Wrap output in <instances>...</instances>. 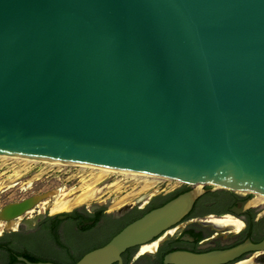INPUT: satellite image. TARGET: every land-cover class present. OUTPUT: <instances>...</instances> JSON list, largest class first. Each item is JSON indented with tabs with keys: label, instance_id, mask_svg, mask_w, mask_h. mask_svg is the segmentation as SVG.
Here are the masks:
<instances>
[{
	"label": "water",
	"instance_id": "95a60500",
	"mask_svg": "<svg viewBox=\"0 0 264 264\" xmlns=\"http://www.w3.org/2000/svg\"><path fill=\"white\" fill-rule=\"evenodd\" d=\"M0 155L190 188L75 264H122L178 225L201 187L264 195V0H0ZM53 192L0 207V223Z\"/></svg>",
	"mask_w": 264,
	"mask_h": 264
},
{
	"label": "flooded vegetation",
	"instance_id": "af4514ba",
	"mask_svg": "<svg viewBox=\"0 0 264 264\" xmlns=\"http://www.w3.org/2000/svg\"><path fill=\"white\" fill-rule=\"evenodd\" d=\"M152 189L158 191L153 194ZM152 189L139 195L135 203L128 204L132 208L122 213H110L100 206L50 213L53 204L47 203L13 220L8 228L0 225V264H23L19 258L72 263L110 237L134 209L144 210L158 198L179 190L164 186ZM199 191L192 210L178 225L148 244L126 250L122 264H164L165 257L176 252L205 254L244 244L252 248L224 264H264V249L253 248L264 240V195L208 186ZM144 247L151 249L142 252Z\"/></svg>",
	"mask_w": 264,
	"mask_h": 264
},
{
	"label": "rangeland",
	"instance_id": "374dc122",
	"mask_svg": "<svg viewBox=\"0 0 264 264\" xmlns=\"http://www.w3.org/2000/svg\"><path fill=\"white\" fill-rule=\"evenodd\" d=\"M3 163L4 162L0 161V207L9 203L21 201L30 196L57 191V193L54 194L53 199L47 201L48 203L55 205L54 203L56 200H61L62 198L64 201L68 200L78 196L87 188L93 186V181H88L90 177L97 176L94 175L95 173H91L92 169L84 168L83 166L75 168H71L74 166H67V168L56 170L57 168H53L58 166L52 165L48 162H44L47 165L39 164L40 162H38L33 164L35 166L29 165V167L22 163L19 164L20 167L14 162ZM100 177L101 176L98 175L96 178ZM87 182L88 184H86ZM139 182L138 185L132 186L133 179H130L126 175L112 173L97 185L96 188L100 190L98 194L99 196L89 204L79 206L78 208L100 206L105 207L110 213L117 211L119 208H115L114 203L120 198L127 197L130 199L123 205L125 206L135 203L134 200H136L139 195L143 194L140 191L144 189V183H142V181ZM115 183L123 185L124 189L119 193L112 192L115 190V188H112ZM168 184H162L161 186H164L165 189L176 190L181 188L177 183H172L171 185ZM157 191L158 189H152L153 194ZM135 193L136 195H134ZM109 199H111V201H109ZM108 201L111 203L108 204ZM44 204L40 207H44ZM73 209H77V207ZM42 210L45 209H41L40 211L43 212ZM29 214H31V212Z\"/></svg>",
	"mask_w": 264,
	"mask_h": 264
},
{
	"label": "bare ground",
	"instance_id": "6f19581e",
	"mask_svg": "<svg viewBox=\"0 0 264 264\" xmlns=\"http://www.w3.org/2000/svg\"><path fill=\"white\" fill-rule=\"evenodd\" d=\"M0 161H2L4 163L5 162H11V163L14 162V163H17L18 165L22 163L24 165H27L28 167H29V165H33V164L38 163V162H40L39 164H45L44 162H48V163H50L52 165L58 166V167H54L53 168V169L57 168L56 170H59V169H62V168H67V166L68 167L69 166L70 167L73 166V165H68L66 163L52 162V161H43V160H40V159L29 158V157H11V156H4V155H0ZM45 165H47V164H45ZM19 167H20V165H19ZM75 167H79V166H74V167H71V168H75ZM83 167L92 169L91 173H95L94 175H97V176L100 175L101 177L100 178H96L97 176L90 177L88 182H91V180H92L93 181L92 183H94V185L89 187V188H87L84 192H82L78 196H75V197L70 198V199L65 200V201H64L63 198L61 200H56L55 203H54L55 205H53V207H52L51 213L52 212L55 213V212H61V211H69V210H72L73 208H76V207L78 208L79 206H83L85 204H89L90 202L94 201L99 196L98 194H99V191H100L98 188H96L97 185L99 183H101L102 180H104L106 177H108L110 174L113 173V172H110V171H107V170H103V169L86 167V166H83ZM50 169H52V168H50ZM128 177L130 179H133L132 186L133 185H138L140 183L139 181H142V183H144V189L140 191L142 193L147 192V191H149L152 188H155V187H157L159 185L164 184V182H160L158 180L145 179V178H141V177H130V176H128ZM88 182L86 184H88ZM167 183H169V182H167ZM112 188H115V190L112 191L114 193H119V192L122 191V189H124L123 185H121L119 183H115L112 186ZM55 193H57V191L53 192L48 198H46V199L42 200L41 202L37 203L36 206L30 212L33 213V211H37L42 204H44V203L47 204L48 200L53 199V196H54ZM134 195H136V193ZM128 200H130V199L127 198V197L120 198L119 200H117L114 203L115 208H119L120 209L121 207H123L124 204H126V202ZM30 212H28V213H30ZM11 223H9V224L0 223V225H4L5 228H8V226ZM224 224H226V222H224ZM150 249H151L150 247H144V248H142L141 251L144 252V251L150 250Z\"/></svg>",
	"mask_w": 264,
	"mask_h": 264
},
{
	"label": "trees",
	"instance_id": "16d2710c",
	"mask_svg": "<svg viewBox=\"0 0 264 264\" xmlns=\"http://www.w3.org/2000/svg\"><path fill=\"white\" fill-rule=\"evenodd\" d=\"M190 188L189 187H181V189H179L178 191H176L175 193L171 194L170 196L166 197V198H158L153 204H151L148 208L144 209V210H137V209H134L132 212H130L126 218H125V221H124V224L123 225H118L117 227H115L114 231H112V234L110 235V237H108L106 240H104L101 244L97 245V246H94L92 248L89 249L88 252L94 250V249H97L99 247H102L104 246L113 236H115L118 232H120L125 226H127L128 224H130L131 222L139 219L140 217H142L143 215H145L147 212L155 209V208H158L162 205H164L165 203H167L168 201L174 199L175 197H177L178 195L182 194V193H185L187 191H189ZM87 252V253H88ZM82 256H79L77 259H75L72 263H69V264H75L78 260L81 259ZM29 262H32V263H36L35 260L33 259H30L28 260Z\"/></svg>",
	"mask_w": 264,
	"mask_h": 264
},
{
	"label": "built area",
	"instance_id": "2783aa9c",
	"mask_svg": "<svg viewBox=\"0 0 264 264\" xmlns=\"http://www.w3.org/2000/svg\"><path fill=\"white\" fill-rule=\"evenodd\" d=\"M33 166H35V165H33Z\"/></svg>",
	"mask_w": 264,
	"mask_h": 264
}]
</instances>
